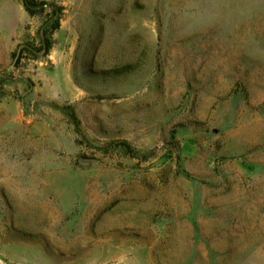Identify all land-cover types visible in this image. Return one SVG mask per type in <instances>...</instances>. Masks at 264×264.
Wrapping results in <instances>:
<instances>
[{
  "label": "rangeland",
  "instance_id": "rangeland-1",
  "mask_svg": "<svg viewBox=\"0 0 264 264\" xmlns=\"http://www.w3.org/2000/svg\"><path fill=\"white\" fill-rule=\"evenodd\" d=\"M38 1L0 0V264H264V0Z\"/></svg>",
  "mask_w": 264,
  "mask_h": 264
},
{
  "label": "trees",
  "instance_id": "trees-1",
  "mask_svg": "<svg viewBox=\"0 0 264 264\" xmlns=\"http://www.w3.org/2000/svg\"><path fill=\"white\" fill-rule=\"evenodd\" d=\"M22 1H23V5L25 7V10L28 12V14L30 16L34 17L35 15L38 14V11L34 10V8H39L40 9L39 12H41V13L44 12V6H45L44 2H39L38 0H22ZM46 24H47V22H45V25ZM45 25H44V27H45ZM58 27H59V24H58V22H56L53 25L52 30H56ZM135 70H136V66L129 65V66H125V67L118 69V70L104 72V74L123 76V75L133 73Z\"/></svg>",
  "mask_w": 264,
  "mask_h": 264
}]
</instances>
